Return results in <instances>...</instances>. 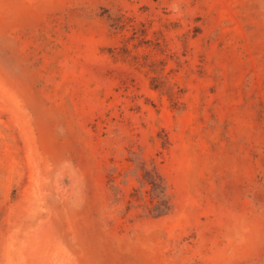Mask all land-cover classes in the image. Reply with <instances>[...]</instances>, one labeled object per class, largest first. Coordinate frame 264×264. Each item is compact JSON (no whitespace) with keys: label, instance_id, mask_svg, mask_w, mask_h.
<instances>
[{"label":"rangeland","instance_id":"rangeland-1","mask_svg":"<svg viewBox=\"0 0 264 264\" xmlns=\"http://www.w3.org/2000/svg\"><path fill=\"white\" fill-rule=\"evenodd\" d=\"M0 264H264V0H0Z\"/></svg>","mask_w":264,"mask_h":264}]
</instances>
